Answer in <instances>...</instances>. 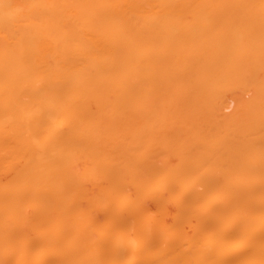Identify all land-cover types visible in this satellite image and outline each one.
<instances>
[{"label":"bare ground","instance_id":"obj_1","mask_svg":"<svg viewBox=\"0 0 264 264\" xmlns=\"http://www.w3.org/2000/svg\"><path fill=\"white\" fill-rule=\"evenodd\" d=\"M0 264H264V0H0Z\"/></svg>","mask_w":264,"mask_h":264}]
</instances>
